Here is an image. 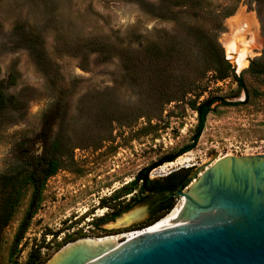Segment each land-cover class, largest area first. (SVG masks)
I'll use <instances>...</instances> for the list:
<instances>
[{"label": "rangeland", "instance_id": "1", "mask_svg": "<svg viewBox=\"0 0 264 264\" xmlns=\"http://www.w3.org/2000/svg\"><path fill=\"white\" fill-rule=\"evenodd\" d=\"M215 35L245 88L233 76L218 80L215 71L204 72L203 42ZM150 41L159 61L148 54ZM254 59L264 62V0H0V79L17 68L8 92L27 98L0 122V174L20 167L26 153L62 162L15 258L24 262L42 243L48 264L67 236L71 243L121 234L165 216L180 195L141 194L139 182L119 200L123 205L134 193L142 200L118 216L112 195L192 142L198 112L191 99L211 108L204 130L192 150L153 168L151 179L163 185L171 172L190 167L175 178L185 186L226 154L264 151V77L249 71ZM28 202L29 195L0 236V264H12Z\"/></svg>", "mask_w": 264, "mask_h": 264}, {"label": "water", "instance_id": "2", "mask_svg": "<svg viewBox=\"0 0 264 264\" xmlns=\"http://www.w3.org/2000/svg\"><path fill=\"white\" fill-rule=\"evenodd\" d=\"M195 180L166 222L66 243L49 264H264V151L226 154Z\"/></svg>", "mask_w": 264, "mask_h": 264}, {"label": "trees", "instance_id": "3", "mask_svg": "<svg viewBox=\"0 0 264 264\" xmlns=\"http://www.w3.org/2000/svg\"><path fill=\"white\" fill-rule=\"evenodd\" d=\"M196 4L203 5L207 0H193ZM205 6V5H204ZM223 26H221L220 31H223ZM209 32V31H208ZM141 41L137 38L131 41V47L135 45H141ZM155 42H149V55L151 59L154 58L159 61L161 57V51L158 50ZM132 47L134 50L139 46ZM158 51V52H157ZM202 51L205 54L208 63L204 69V72L207 70L215 71V79H225L230 76H233L236 81H238L240 88H245L246 84L244 77L238 75L235 72L233 64L226 58L224 48L219 42L218 35L211 36V38L204 39ZM165 52V51H164ZM132 60V66H136L137 54L130 55ZM1 69V68H0ZM251 73L264 77V62H260V59H254L249 68ZM20 77V72L17 68H13L7 75L0 79V122L7 121L8 114H11L12 111H17L22 109L27 102L25 95L19 96L8 92L13 85H15ZM190 91L186 90L184 95H187ZM264 93V92H263ZM200 95V94H199ZM24 97V98H23ZM249 93L246 96V100L242 103H246L249 100ZM177 98H169L167 102H171ZM189 104L193 109L198 112V124L196 126L195 132L192 136V142L185 145L180 151L175 154H170L159 160L158 162L152 164L151 166L146 167L141 170L137 177L130 183L126 184L122 188L115 191L112 195V199L115 201L110 207H113V215L118 216L125 210L130 209L132 206L137 204L142 200L141 195H132L130 200L122 205V201L119 200L121 197L133 193L136 186L139 182H142L140 193L144 194L146 191H154L157 189L163 195L168 191H173L175 188L174 180L172 176H169L166 180L167 183L160 185V181L151 179L150 172L153 168L165 163L174 161L178 156L184 154L187 151L192 150L204 130L206 119L209 111L211 110L210 106L205 102L199 103L197 98L189 100ZM23 161L20 167L12 169L8 172L0 174L1 181V208H0V236L4 232L5 228L11 223L17 211L19 210L23 201L29 195V202L27 204L25 214L21 219L18 228L15 233L14 241L10 250V259L12 264H45V262L50 258L51 254L48 252H43V248L46 247L44 244L37 245L32 248L27 259L24 262H20L18 258H15L16 255L20 254L22 248H20L23 243L26 233L28 232L32 220L35 215L40 210L43 201H44V191L50 177L55 175L58 170L62 167V162L56 155H50L46 153L42 154H31L26 153L23 156ZM153 184L154 186H148ZM106 201L103 206H106ZM174 201L172 200L169 204H166L162 207L163 212H168ZM164 215H158L153 217L149 222H146L142 227L147 226L151 223H154ZM141 227V228H142ZM70 236L64 238L56 250L61 248L63 245L73 240ZM1 241V238H0Z\"/></svg>", "mask_w": 264, "mask_h": 264}, {"label": "bare ground", "instance_id": "4", "mask_svg": "<svg viewBox=\"0 0 264 264\" xmlns=\"http://www.w3.org/2000/svg\"><path fill=\"white\" fill-rule=\"evenodd\" d=\"M179 161H184V162H187L188 161V158L187 157H181L179 159ZM218 161V160H217ZM188 191V190H187ZM188 198H186V196H180L179 198V202L178 204L175 206V208L167 215L163 216L162 218H160L156 223H154V225H157V224H160V223H163V222H166L182 205L183 203L187 200ZM141 214V211H135L134 213L132 214H129L128 216H126L122 221L124 222H129V220H132L133 218H136L138 217L139 215ZM121 221V222H122ZM120 222V223H121ZM152 225V226H154ZM136 230H132V231H129V232H125V233H121V234H112V235H106V236H101V237H85L83 239H79L77 240L76 242H101V241H108V240H111V239H114V238H117V237H120V236H123V235H126V234H129V233H132V232H135ZM138 231V230H137ZM76 242H71V243H76ZM53 259V258H52ZM51 259V260H52ZM50 260V261H51ZM49 261V262H50ZM48 262V264H49Z\"/></svg>", "mask_w": 264, "mask_h": 264}, {"label": "flooded vegetation", "instance_id": "5", "mask_svg": "<svg viewBox=\"0 0 264 264\" xmlns=\"http://www.w3.org/2000/svg\"><path fill=\"white\" fill-rule=\"evenodd\" d=\"M191 168L190 167H182L180 170H178L177 172H175V173H170V175L169 176H172V179L174 180V183H175V186H174V190L173 191H168L169 193H171V194H175L176 193V191L180 188V187H182V186H184V183H185V180H183V181H180V182H176L175 181V178L178 176V175H180L181 173H183L184 171H189ZM168 176V177H169ZM166 204H169V201L168 202H166L165 204H163V206L164 205H166Z\"/></svg>", "mask_w": 264, "mask_h": 264}]
</instances>
